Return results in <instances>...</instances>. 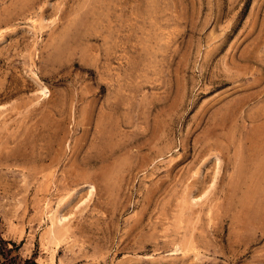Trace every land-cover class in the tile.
<instances>
[{
	"label": "rangeland",
	"instance_id": "rangeland-1",
	"mask_svg": "<svg viewBox=\"0 0 264 264\" xmlns=\"http://www.w3.org/2000/svg\"><path fill=\"white\" fill-rule=\"evenodd\" d=\"M0 243L264 264V0H0Z\"/></svg>",
	"mask_w": 264,
	"mask_h": 264
},
{
	"label": "trees",
	"instance_id": "trees-1",
	"mask_svg": "<svg viewBox=\"0 0 264 264\" xmlns=\"http://www.w3.org/2000/svg\"><path fill=\"white\" fill-rule=\"evenodd\" d=\"M1 244V243H0ZM15 245L13 244V247ZM13 249H8L5 246L0 245V264H12L14 259H12L11 252Z\"/></svg>",
	"mask_w": 264,
	"mask_h": 264
}]
</instances>
